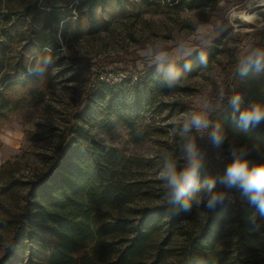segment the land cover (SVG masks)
Listing matches in <instances>:
<instances>
[{
  "label": "rangeland",
  "instance_id": "1",
  "mask_svg": "<svg viewBox=\"0 0 264 264\" xmlns=\"http://www.w3.org/2000/svg\"><path fill=\"white\" fill-rule=\"evenodd\" d=\"M32 1L3 0L1 7L21 14ZM74 7L64 25L50 14L44 27L31 17L0 27V39L10 38L8 57L0 46L4 74L14 73L19 61L27 70L24 82L0 91V185L16 182L0 195V215L23 206V182L48 166L74 129L142 159L145 183L139 205L158 201L168 187L163 174L169 165L181 172L199 156L201 172L207 162L211 173L205 168L208 175L193 207L176 229L173 253L165 262L176 264L184 233L233 199L235 187L240 200L249 201L242 188L224 182L235 156L243 154L251 165L264 162V155L227 130L224 115L228 108L233 114L248 109L243 93L247 79L238 77L244 63L264 69V5L218 0L215 7L190 8L176 0H127L82 12ZM253 10L262 20L241 25L239 15ZM210 50L213 56L202 67H190L197 54ZM98 72L101 89L90 95ZM139 92L149 99L136 112ZM234 95L241 96L239 110L232 104ZM87 104L90 111L83 118ZM197 113L209 119V127L185 132V123ZM217 126L223 134L220 145L209 135ZM189 143L195 144L194 155L186 148ZM210 181H215L211 191ZM212 192L224 194L214 210L206 207Z\"/></svg>",
  "mask_w": 264,
  "mask_h": 264
},
{
  "label": "trees",
  "instance_id": "2",
  "mask_svg": "<svg viewBox=\"0 0 264 264\" xmlns=\"http://www.w3.org/2000/svg\"><path fill=\"white\" fill-rule=\"evenodd\" d=\"M79 1L74 7L75 0H33L20 14L3 9L0 0V27L30 17V21L36 18L44 27L50 14L64 25L71 16V7L82 12L127 0ZM176 1L190 8L215 7L218 2ZM35 32L37 35L39 31ZM9 42L8 36L0 39L2 53L7 57ZM213 53L210 50L197 54L190 67L199 69ZM4 62L0 56V91L10 83L24 82L27 75L21 61L14 73L4 74ZM99 75L98 72L93 77L90 95L101 89ZM239 76L247 79L243 93L248 108L264 106V69L246 61ZM135 96L134 109L139 112L149 95L139 92ZM89 111L87 104L81 116L84 118ZM224 112L227 130L264 155V121L245 125L239 111L233 114L228 108ZM73 132L48 166L23 182L27 188L23 206L4 210L0 215V264H165L173 253L171 242L176 229L190 213L184 211V202L189 201L193 207L208 175L206 170L211 173L207 162L203 172L199 156L184 166L186 170L198 165L197 178L179 200L168 186L155 203L139 205L145 183L140 178L142 159L94 134L76 129ZM1 167L0 160V175ZM14 183L0 185V195H7ZM239 191L235 187L233 199H226L203 219L199 228L184 233L176 264H264V215L250 200H240ZM244 196L248 199L250 193L244 192Z\"/></svg>",
  "mask_w": 264,
  "mask_h": 264
},
{
  "label": "clouds",
  "instance_id": "3",
  "mask_svg": "<svg viewBox=\"0 0 264 264\" xmlns=\"http://www.w3.org/2000/svg\"><path fill=\"white\" fill-rule=\"evenodd\" d=\"M241 96L234 95L232 97L233 106L239 110L241 104ZM240 120L245 125L258 124L264 121V106L254 105L240 112ZM195 127L197 130L207 129L209 127V119L203 114L197 113L192 115L190 122L185 123L184 131ZM210 139L215 145L223 142V134L217 126L210 134ZM189 153L195 154L196 147L194 143L186 145ZM198 165L193 164L191 168L181 172L175 171L174 167L169 165L168 170L163 174L167 179L168 186L172 189V195L179 200L183 197L197 178ZM224 182L230 186H239L245 193H250L249 200L256 205L258 210L264 215V163L256 167L249 168L248 161L243 154L236 155L231 163L227 166L224 176ZM215 181L209 182V190L214 187ZM224 194L220 192H212L208 198L206 207L214 210L216 205L222 201ZM184 211L191 210V203L185 201L183 204Z\"/></svg>",
  "mask_w": 264,
  "mask_h": 264
},
{
  "label": "bare ground",
  "instance_id": "4",
  "mask_svg": "<svg viewBox=\"0 0 264 264\" xmlns=\"http://www.w3.org/2000/svg\"><path fill=\"white\" fill-rule=\"evenodd\" d=\"M247 4L251 7L264 5V0H247ZM240 24L241 25H251L256 24L257 22L262 20L261 15L258 11H245L240 15Z\"/></svg>",
  "mask_w": 264,
  "mask_h": 264
}]
</instances>
